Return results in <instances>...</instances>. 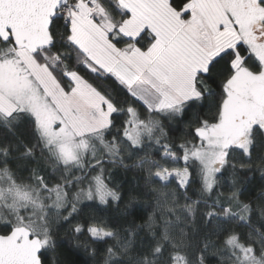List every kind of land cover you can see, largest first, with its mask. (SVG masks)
<instances>
[{"label": "snow or ice", "instance_id": "obj_1", "mask_svg": "<svg viewBox=\"0 0 264 264\" xmlns=\"http://www.w3.org/2000/svg\"><path fill=\"white\" fill-rule=\"evenodd\" d=\"M0 264H264V0H0Z\"/></svg>", "mask_w": 264, "mask_h": 264}, {"label": "trees", "instance_id": "obj_2", "mask_svg": "<svg viewBox=\"0 0 264 264\" xmlns=\"http://www.w3.org/2000/svg\"><path fill=\"white\" fill-rule=\"evenodd\" d=\"M128 178H131V173L128 174ZM60 237H61V239H65L63 232L60 233ZM62 251L66 252V248L62 249ZM79 256H80V259H85V260L87 259V257L84 256L82 253H80Z\"/></svg>", "mask_w": 264, "mask_h": 264}]
</instances>
